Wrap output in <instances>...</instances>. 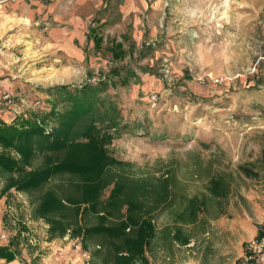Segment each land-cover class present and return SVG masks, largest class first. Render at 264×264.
<instances>
[{"label": "rangeland", "instance_id": "1", "mask_svg": "<svg viewBox=\"0 0 264 264\" xmlns=\"http://www.w3.org/2000/svg\"><path fill=\"white\" fill-rule=\"evenodd\" d=\"M42 3L3 10L10 26L0 34V96L10 91L13 101L0 100V116L13 121L50 107L53 85L80 86L98 81L102 70L117 66L125 76L130 68L138 76L129 85L108 87L122 112L118 128L109 130L111 155L140 175L171 179L172 195L205 198L208 227L217 200L211 179L233 171L231 191L222 198L225 215L242 214V206L250 222L264 227V0ZM91 27L103 37L100 48L88 38ZM114 40L123 42L122 60L112 56ZM0 215L8 238L22 230L20 250L29 263L33 255L38 263L52 255L55 263L89 264L77 240H48V224L32 217L28 194L2 196ZM171 218L168 210L157 224ZM204 237L199 232V246Z\"/></svg>", "mask_w": 264, "mask_h": 264}, {"label": "trees", "instance_id": "2", "mask_svg": "<svg viewBox=\"0 0 264 264\" xmlns=\"http://www.w3.org/2000/svg\"><path fill=\"white\" fill-rule=\"evenodd\" d=\"M88 38L101 47L103 37L96 28H90ZM110 50L114 59H123V42L114 40ZM134 76L132 69L123 76L114 66L102 70L96 82L51 86L46 109H32L13 121L0 116V198L11 190L28 194L32 217L48 224V240H77L89 253V264H152L149 254L159 246L172 251L176 242H191L193 235L184 225L198 222L206 205L199 195H172L171 179L155 181L111 155L114 134L109 130L118 128L122 112L108 87L127 86ZM234 175L226 171L212 178L210 193L227 197ZM178 203L183 208L174 209ZM168 210L171 223L159 230L157 220ZM21 234L19 229L1 247L0 257L10 261L21 254ZM262 234L260 228L258 236Z\"/></svg>", "mask_w": 264, "mask_h": 264}, {"label": "crops", "instance_id": "3", "mask_svg": "<svg viewBox=\"0 0 264 264\" xmlns=\"http://www.w3.org/2000/svg\"><path fill=\"white\" fill-rule=\"evenodd\" d=\"M43 1L47 0H0V34L3 30H6L10 26V21L6 17H3L5 11H17L29 7L31 5H37V7H42ZM15 9V10H9ZM8 15V14H7ZM29 21V18H25ZM177 208H183V205H179ZM226 202L222 198H217L216 202L213 203V212L215 216L213 218V227H208L210 219L203 217V210L200 214V220L194 224L184 225L185 229L189 231L193 237L188 245H181L179 243H174L173 250H166L164 247L159 246L156 251L148 253L152 264L156 261H160L163 264H236V262L244 254V244L250 239L257 237L261 227V222L256 223L250 222L246 216H244L246 211L243 207H239L242 214H238L233 218L227 217L226 212ZM204 221V225L201 222ZM2 216L0 215V249L1 247L7 246L12 240L8 238L5 230L2 228ZM171 222H165L164 224L158 225L159 230L170 224ZM213 227V228H212ZM199 232L205 235V242L202 246H199L201 240L199 238ZM213 232L215 239L211 240L209 234ZM61 238V237H59ZM64 239L69 238L68 236L62 237ZM57 239V238H55ZM66 249L69 248L65 246ZM79 249L81 245L78 246ZM15 250V248H12ZM10 249L9 251H11ZM64 250V248L62 249ZM181 250H186L188 254L179 255ZM83 251V250H82ZM86 255L89 254L85 252ZM32 257V256H31ZM39 255H33V262L29 263V259H24L22 254L17 256L15 259L8 261L6 257H0V264H63L59 262H54V256H44L41 263H38Z\"/></svg>", "mask_w": 264, "mask_h": 264}, {"label": "built area", "instance_id": "4", "mask_svg": "<svg viewBox=\"0 0 264 264\" xmlns=\"http://www.w3.org/2000/svg\"><path fill=\"white\" fill-rule=\"evenodd\" d=\"M12 97L10 91H3L0 100L9 105L13 101ZM262 230L261 236L254 237L245 243L244 254L236 264H264V227Z\"/></svg>", "mask_w": 264, "mask_h": 264}]
</instances>
